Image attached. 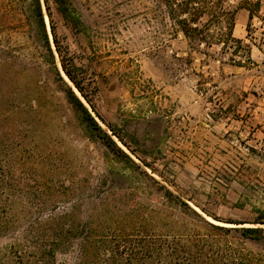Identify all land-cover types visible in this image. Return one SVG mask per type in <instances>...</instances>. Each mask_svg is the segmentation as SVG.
I'll use <instances>...</instances> for the list:
<instances>
[{"label":"rangeland","instance_id":"obj_1","mask_svg":"<svg viewBox=\"0 0 264 264\" xmlns=\"http://www.w3.org/2000/svg\"><path fill=\"white\" fill-rule=\"evenodd\" d=\"M17 1L0 0V44L29 59L17 62L0 98V205L8 202L16 231L44 228L41 222L49 217L71 213L66 227L110 231L97 253H104L101 264H157L141 260L135 254L139 240L126 237L149 205H161L148 179L166 185L195 211L205 209L219 221L203 216L217 226L233 228L224 222H250L264 211V42L261 30L254 39L248 36L246 11L235 17L232 37L245 46L236 52L235 44H222L228 33L223 19L207 23L208 32L190 43L162 0H69L78 14L77 30L55 18L68 69L105 123L134 151L92 113L131 163L86 132L53 69L32 40L20 38L26 30L13 18ZM44 18L57 69L89 109L61 69ZM207 20L200 18L198 27ZM3 187L13 196L1 193ZM12 237H0V264H29L20 253L29 245L12 249ZM69 243L55 264H83L82 240ZM243 247L260 251L264 241Z\"/></svg>","mask_w":264,"mask_h":264},{"label":"trees","instance_id":"obj_2","mask_svg":"<svg viewBox=\"0 0 264 264\" xmlns=\"http://www.w3.org/2000/svg\"><path fill=\"white\" fill-rule=\"evenodd\" d=\"M162 1L168 7L169 18L190 43H194L198 36L204 34V31L208 32L209 24L207 23L213 19L217 22L223 19L228 25V33L221 39L224 47H228L231 43L236 45L234 52L237 49L245 50L242 41L232 37L235 17L240 10L246 11L248 16L246 26L248 36L254 39L252 35L257 30H261L259 34L261 41L264 42V0H237L235 7L230 5L225 7L223 2L226 0ZM12 6L13 18L17 19L16 23L22 30H26L20 38L26 41L32 40L40 57L53 69L57 80L65 87L66 98L79 114L86 132L91 137L97 138L113 156L132 163V159L98 125L95 117L103 122L112 135L132 154H135L134 151L111 125L105 123L96 111L92 99L85 93L65 63L64 52L57 40L54 21L57 18L65 26L77 30L78 14L72 8L69 0H18ZM45 14L48 18L55 51L60 59L61 69L89 109L75 95L57 69L47 34ZM182 16H189V21ZM203 16H207L208 20L205 26L199 28V21ZM254 22L259 23V28L254 27ZM15 52L11 47L0 44V98L4 87L13 81L14 67L17 66V62L20 64L27 63L25 61L29 60L22 58L21 53ZM94 91L97 92L95 87ZM2 115L4 113L0 111V116ZM145 166L152 173L162 178L150 165ZM148 180L151 183L150 191L161 196V205H149L147 215L139 226L134 227L133 235H126L127 238L132 236L139 240V250L134 253L139 255L141 260H152L157 264H264V247L260 251H251L243 247L245 242L257 244L261 240L264 241V229L260 228V226H264V211H258V217L250 222H224L235 225L233 228L217 226L209 222L205 216L215 221L219 220L205 209L195 204L201 213L195 211L180 195L174 194L157 179ZM162 182L166 183L165 179H162ZM1 193H4L6 197H11L14 194L12 189L5 187L1 189ZM187 200L191 201L190 199ZM7 203L0 205L2 218L0 219V237L13 236L14 242L10 244L12 249L20 248L23 243L28 244V251H20V253L25 252L24 255L29 259V264H55L57 254L65 251L70 241L78 239L82 240L80 257L83 264H101L106 261L104 260V253L100 255L97 253L99 248L103 251L106 239L109 238L110 231L107 229L92 227L83 230L77 227H66L65 222L72 215L65 213L62 216L49 217L42 221V225L44 222L46 223L44 228H32L18 232L15 229L16 225H14V220L17 217L8 211ZM245 225L249 226L244 227ZM232 234L236 235L235 238L238 241L233 242L227 239ZM122 236L119 235L118 237L123 238ZM17 251L19 252V250Z\"/></svg>","mask_w":264,"mask_h":264}]
</instances>
